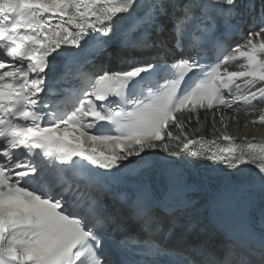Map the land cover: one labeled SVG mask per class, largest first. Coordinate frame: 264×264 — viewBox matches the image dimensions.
<instances>
[{"label":"snow or ice","instance_id":"1","mask_svg":"<svg viewBox=\"0 0 264 264\" xmlns=\"http://www.w3.org/2000/svg\"><path fill=\"white\" fill-rule=\"evenodd\" d=\"M137 2L0 0V264H205L199 247L174 248L153 236L163 214L187 205L175 189L157 198L146 188L115 191L108 184L124 162L148 151L175 158L169 164L206 161L233 174L253 166L246 182L261 195L247 210L264 223V145L248 137L236 142L226 124L206 142L169 130L191 124L193 115L199 122L201 110L264 102V0H191L172 23L175 51L141 33L123 43L148 57L101 64L82 82H68L83 45L91 39L106 51L121 14ZM152 7L140 18L145 30L160 11ZM245 15L255 26L225 47L238 30L233 21ZM238 60L240 70H229ZM241 82L246 94H233ZM184 112L190 115L181 121ZM228 192L213 206L236 203ZM182 227L190 232L195 223ZM216 230L227 239L215 264H264V233L257 240L247 229Z\"/></svg>","mask_w":264,"mask_h":264},{"label":"bare ground","instance_id":"2","mask_svg":"<svg viewBox=\"0 0 264 264\" xmlns=\"http://www.w3.org/2000/svg\"><path fill=\"white\" fill-rule=\"evenodd\" d=\"M174 9H175V6L170 7L169 9L170 13L167 16H165V18L167 19V22L165 23H168V21H170V17ZM228 113L222 112V114H224L223 117H224V121L226 122L227 128L234 129L236 126H240L244 123L245 121L243 120L244 118L237 117V119H235L234 118L235 114L233 112L229 111ZM213 116H215V127H213V123H212ZM200 117H201L200 121L197 122L195 120V116L193 115V120L191 124L185 123L183 128H178V132L181 138L184 139L185 135L188 138H190L191 136H195V135H200L204 138H207L208 136L212 134V132L214 133L216 132V122L219 124V129H221L222 126L225 127V124L221 122V119L220 118L218 119L216 112H213L210 114H203V115H200ZM197 129H199V131H197ZM258 129L262 130L264 129V126L256 125L253 127V130L255 132L258 131Z\"/></svg>","mask_w":264,"mask_h":264}]
</instances>
